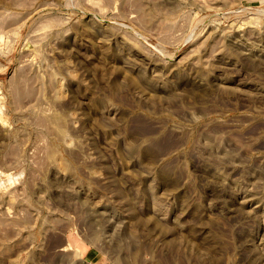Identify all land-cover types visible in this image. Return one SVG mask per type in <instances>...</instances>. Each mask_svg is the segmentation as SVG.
Listing matches in <instances>:
<instances>
[{
  "label": "rangeland",
  "instance_id": "374dc122",
  "mask_svg": "<svg viewBox=\"0 0 264 264\" xmlns=\"http://www.w3.org/2000/svg\"><path fill=\"white\" fill-rule=\"evenodd\" d=\"M0 264H264V0H0Z\"/></svg>",
  "mask_w": 264,
  "mask_h": 264
}]
</instances>
